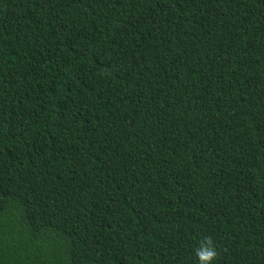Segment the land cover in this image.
Listing matches in <instances>:
<instances>
[{
	"label": "trees",
	"instance_id": "obj_1",
	"mask_svg": "<svg viewBox=\"0 0 264 264\" xmlns=\"http://www.w3.org/2000/svg\"><path fill=\"white\" fill-rule=\"evenodd\" d=\"M264 264V0H0V264Z\"/></svg>",
	"mask_w": 264,
	"mask_h": 264
},
{
	"label": "clouds",
	"instance_id": "obj_2",
	"mask_svg": "<svg viewBox=\"0 0 264 264\" xmlns=\"http://www.w3.org/2000/svg\"><path fill=\"white\" fill-rule=\"evenodd\" d=\"M201 264H211V261L215 257L216 253L210 247H208L205 251L198 253Z\"/></svg>",
	"mask_w": 264,
	"mask_h": 264
}]
</instances>
